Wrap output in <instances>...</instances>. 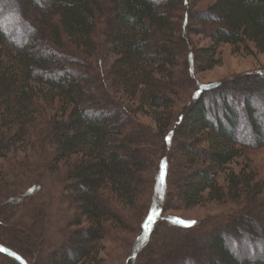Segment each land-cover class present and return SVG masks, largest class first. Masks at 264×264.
Segmentation results:
<instances>
[{
	"label": "trees",
	"instance_id": "16d2710c",
	"mask_svg": "<svg viewBox=\"0 0 264 264\" xmlns=\"http://www.w3.org/2000/svg\"><path fill=\"white\" fill-rule=\"evenodd\" d=\"M21 1L24 8L16 15L25 30L4 27L12 15L0 22V163L10 164L0 176L5 199L14 196L4 204L14 207L22 224L33 213L28 194L18 196L23 187L41 196L40 203L32 200L34 211L45 209V201L52 214L62 211L58 199L74 203L67 224L58 229L61 243L46 254L48 264H87L109 228H127L117 206L139 210L140 193L146 194L144 219L159 207L157 176L152 189L140 181L150 155L164 163L167 178L171 168L187 164L181 184L166 181L174 188L169 196L175 194L184 207L207 193V199L230 201L237 211L216 218L210 229L203 222L168 220L200 238L203 249L181 243L148 264H264V181L242 170L228 173L225 186L218 182L241 149L264 147L258 110L264 69L223 83L195 78L196 70L219 61L221 44L249 54L253 46L264 55V0ZM178 6L185 7L179 21L173 15ZM187 34H203L210 43L194 48ZM181 100L186 102L174 113ZM145 106L158 112L161 144L158 133L133 116ZM27 145L36 149L18 155ZM162 234L158 246L172 242L169 233ZM8 236L1 230L0 243L35 264ZM0 262L19 264L2 253Z\"/></svg>",
	"mask_w": 264,
	"mask_h": 264
},
{
	"label": "rangeland",
	"instance_id": "374dc122",
	"mask_svg": "<svg viewBox=\"0 0 264 264\" xmlns=\"http://www.w3.org/2000/svg\"><path fill=\"white\" fill-rule=\"evenodd\" d=\"M189 2V1H188ZM23 3L21 0H0V19H2L3 15L5 14L6 17L8 15H12L13 18H11V21H7L8 18H6L4 21L6 29L11 28L12 30H16L17 28L21 29L22 31L25 30V25L23 24V20L21 23L20 18L16 15L17 11H20L24 8ZM185 8V7H184ZM184 8L182 6H178V9L174 11L173 15L176 20H181V13L184 12ZM13 19V20H12ZM0 22H3V19L0 20ZM10 31V30H9ZM12 32V31H11ZM22 33V32H21ZM187 37L192 40L191 44L194 48L200 47V46H206L209 45V38L205 37L203 34H192L191 36L187 34ZM252 45V44H250ZM252 52L251 54L247 53L246 51L236 52L232 49L231 45L229 44H221L218 47V59L219 61L210 69L207 70H200L195 73V78L198 81V83L201 84H213L216 82H225L231 77H234L235 75H244L246 73H249L254 70L258 69H264V55L258 52L257 48H254L252 46ZM253 84H251L252 86ZM192 90V89H191ZM189 91L187 93L188 97L192 95V91ZM254 90V88H252ZM264 90V88H263ZM262 90V95L259 98V112L261 111L263 113L264 117V91ZM253 92V91H252ZM254 93V92H253ZM186 95V96H187ZM44 97V96H43ZM185 100H181L177 102V107L174 109V113L178 108H182L183 104L185 103ZM135 106V104H134ZM156 113L157 110H152L148 106H145L141 110H137V112L133 113L134 118H136L139 122H141L146 127H149L152 129L154 133H158L156 137V142L162 143L164 138V133L159 132L158 130V124L156 121ZM177 114V112H176ZM33 140V139H32ZM27 147L24 153L21 151L18 152V155H27L26 153L33 152L36 148H32L31 145H27ZM25 148V147H24ZM176 152V151H173ZM170 154V153H169ZM178 153V157H179ZM152 162H150L149 165L145 164L144 168L141 169V180L142 181V187L146 185H150L149 188L152 189L153 186V177L155 175L157 176L159 182L157 184V190L156 195L158 198V208L156 209L157 213L158 211L162 210L161 216L156 217L154 222L150 225V228L148 230L147 236L145 237L144 234L142 236L141 232V225L142 220L144 219V210L145 206L142 208V204L144 202V199L146 198V194L141 196L139 195L138 201L135 204V206H139V210L136 209L135 211L132 209V207H127L125 204L118 205V209L116 208V211L121 213V217L123 218V222L125 225H127L124 231L120 229L118 226H113L109 228L106 234H104L105 238L100 239L98 243H96L95 246V252L92 255V259H89L87 261V264H148V260L155 255L156 258H160L159 254L156 253H165L170 252L171 248H174L175 246L185 243L184 248H187L188 242L197 244L195 245L198 247L199 250L202 251L203 244L200 243V238H195V235H192V232H181L179 229H174V227H171L169 222H176L177 220L182 222H197L203 224V226L206 229H210L211 226L216 224L215 219L216 218H223L226 215H229L233 212L237 211V207L235 204H233L230 201L227 202H216L213 199L208 198L207 199V193L204 196V199H202L201 202L190 206V207H184L177 199H175L174 195L170 197V191H172L174 188L173 185L170 186L169 182L175 183V185H179L183 182V179L186 178L185 173H187V164H178L175 168H171L170 176L168 178L166 177V172L164 168V175H163V183H160V172H161V164L158 165V158L157 155H150ZM177 155L174 154V158H176ZM34 159V157H31ZM179 160V159H177ZM2 166H5L6 168H1L0 173L3 174L7 172V170L10 169V164L6 162L0 163ZM179 166V168H178ZM22 165H20V168ZM158 169V172L157 170ZM175 169L177 170V173L175 172ZM242 170L245 173H253L255 176L253 181H264V147L258 148V149H241V154L234 158L232 162L224 166L222 171L218 174V182L219 184L225 186L226 185V178L228 173L235 172L240 173ZM167 171V168H166ZM8 178V177H7ZM256 179V180H255ZM166 181H169L166 185ZM177 181V182H176ZM33 182V181H32ZM30 182V186L32 184ZM6 184V182H5ZM4 179L0 176V231L2 230L5 234H8L9 238L17 247H19V251L24 253L25 255H28L31 259L36 258L35 264H48V256L46 254H49L50 252H53L58 244L61 243V240L63 238V235L61 237V232H59V227L62 225H66L68 219L70 218V210L73 209L74 203L71 201L69 197V202L67 203L65 201V198L58 199V203H62V211L58 213H53L49 211L50 203L47 204V201H45V209H42V205L40 208L36 211H34V203L32 200L36 197H38V202L40 203L41 196L37 193V190L34 191V194L28 193L26 190V187H23L22 194H19L18 196H26L28 194L29 204H33L32 208L33 213L30 215L29 219L26 221L25 224H22L19 222L18 216L16 214L14 215V207L12 209L8 207L9 204H4L8 201L9 198L14 197L11 196L7 199H5L6 195L4 194ZM179 187V186H178ZM172 189V190H171ZM166 190V191H165ZM146 192V191H145ZM151 193H148V196L151 197ZM166 193H169L168 196L164 195ZM154 193V196H156ZM16 196V197H18ZM167 196V197H166ZM15 197V199H16ZM143 197V199H142ZM164 198V199H163ZM5 199V200H4ZM51 201L52 198L50 197ZM17 200V199H16ZM1 202L3 205H1ZM65 202V204H64ZM38 204V203H36ZM38 206V205H37ZM166 206H169L168 210L165 209ZM8 212H13V216L11 218H5L8 214ZM75 213V211H74ZM13 218V219H12ZM51 218V219H50ZM83 219V218H82ZM160 220V221H159ZM50 221H53V223L57 224V227L50 226L48 227V223ZM145 221V219H144ZM143 221V223H144ZM84 223V222H83ZM214 223V224H213ZM184 224V223H182ZM83 225V224H82ZM5 226V227H3ZM3 228V229H2ZM154 228V231L152 235L150 236V239L148 240V235L150 230ZM14 229V231L12 230ZM66 233V231H63V233ZM169 233L170 242L167 245H161L159 246L156 244V240L160 239V235L162 238H164L165 234ZM64 233V234H65ZM159 233L160 235H158ZM173 233V234H172ZM13 234V236H12ZM154 240V241H153ZM187 243V244H186ZM175 244V245H174ZM161 245V246H160ZM134 252V255L132 258L128 259V263L126 261L127 257L131 255ZM187 249H184L182 251V254L186 253ZM167 254V253H166ZM164 254V255H166ZM90 257V256H89ZM0 264H5L3 262H0ZM85 264V263H83Z\"/></svg>",
	"mask_w": 264,
	"mask_h": 264
},
{
	"label": "snow or ice",
	"instance_id": "6c2138e0",
	"mask_svg": "<svg viewBox=\"0 0 264 264\" xmlns=\"http://www.w3.org/2000/svg\"><path fill=\"white\" fill-rule=\"evenodd\" d=\"M165 139L167 140L168 138L166 137ZM164 167H165L164 163L161 162V172H160V177H159L160 183H163ZM156 215H157V212H156L155 209H149L148 215H147V217H146V219L144 221V224L142 225V227L145 229V233H144L145 237L147 236V233H148V230L150 228V225L154 222V218H155ZM176 222L177 223H185V222H182V221H179V220H177ZM0 251H6V249H0ZM13 256H15V258L17 260L21 259L15 253H13Z\"/></svg>",
	"mask_w": 264,
	"mask_h": 264
},
{
	"label": "water",
	"instance_id": "95a60500",
	"mask_svg": "<svg viewBox=\"0 0 264 264\" xmlns=\"http://www.w3.org/2000/svg\"><path fill=\"white\" fill-rule=\"evenodd\" d=\"M0 249H6V251H0V253L7 255L8 257L12 258L13 260H15L16 262H18L19 264H28V262L21 256L19 255L17 252L13 251L12 249L2 245L0 243ZM13 253H15L16 255H18L21 259L17 260L15 258V256H13Z\"/></svg>",
	"mask_w": 264,
	"mask_h": 264
}]
</instances>
